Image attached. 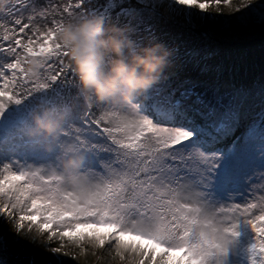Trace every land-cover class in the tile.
Masks as SVG:
<instances>
[{
  "label": "snow or ice",
  "instance_id": "6c2138e0",
  "mask_svg": "<svg viewBox=\"0 0 264 264\" xmlns=\"http://www.w3.org/2000/svg\"><path fill=\"white\" fill-rule=\"evenodd\" d=\"M89 3L0 2V264H76L72 246L119 264H224L241 223L253 233L249 264H264V0ZM113 12L141 40L153 18L182 17L192 28L212 22L227 43L202 31L173 49L175 83L155 86L134 113L84 108L53 29ZM40 54L44 68L30 77L27 61ZM38 105L65 117L57 144L85 153L74 182L59 147L45 151L26 133Z\"/></svg>",
  "mask_w": 264,
  "mask_h": 264
},
{
  "label": "clouds",
  "instance_id": "9594fccd",
  "mask_svg": "<svg viewBox=\"0 0 264 264\" xmlns=\"http://www.w3.org/2000/svg\"><path fill=\"white\" fill-rule=\"evenodd\" d=\"M53 31L56 43L66 54L64 70H71L72 84L84 108L102 106L134 113L137 102L166 79L174 66V50L164 42H145L127 27L98 15L65 17ZM45 63L42 54L32 56L25 70L30 77H38ZM30 120L27 135L37 138L45 151L59 147L60 170L70 183L74 182L86 157L74 143L57 144L65 131L63 113L38 105L31 111Z\"/></svg>",
  "mask_w": 264,
  "mask_h": 264
},
{
  "label": "rangeland",
  "instance_id": "374dc122",
  "mask_svg": "<svg viewBox=\"0 0 264 264\" xmlns=\"http://www.w3.org/2000/svg\"><path fill=\"white\" fill-rule=\"evenodd\" d=\"M222 10L225 13L229 11V9L223 6ZM215 11V7H209L208 9L209 14H214ZM112 18L114 19V22L119 20V17L114 16ZM121 20L128 21V18L122 16ZM148 23L153 26L152 31L146 32L143 30V26H141L140 33L142 34V38H147V41H162L172 49L179 48L180 54H182L189 42L199 36L202 31H208L212 39L217 40L219 43H221V45L227 43L217 36L212 22L200 23L197 20L196 28L185 25L183 23L182 17L169 19L167 22H165L163 18H153L152 20L148 21ZM178 55L179 54H175L174 56V66L172 69H170L167 76L169 79L167 81H162L160 84L175 83V77L172 76V73L177 70L176 66H178L180 63ZM187 74V69L181 72L182 76ZM238 231L240 233L239 236L236 237L230 245H228L227 253L224 257V264H249L247 248L252 241L253 233L251 229L243 223L238 226ZM68 251L70 254H74L76 256V264H119L118 259H112L114 254H109L107 250H95V254H93L94 250L91 247L85 246V251L82 252L79 247L72 246L68 248Z\"/></svg>",
  "mask_w": 264,
  "mask_h": 264
},
{
  "label": "trees",
  "instance_id": "16d2710c",
  "mask_svg": "<svg viewBox=\"0 0 264 264\" xmlns=\"http://www.w3.org/2000/svg\"><path fill=\"white\" fill-rule=\"evenodd\" d=\"M69 2H72L74 3L75 0H34V3H36V5L39 7V8H49L50 10L52 9V6H56V5H59V6H64L66 4H68ZM105 3V0H91V3L88 4V7L91 8L93 6H99V5H102ZM132 3L134 4V0H132ZM52 15H56L55 12L52 13ZM117 17L116 13L113 12L112 16L110 17V20H109V23H114V24H118V25H121L123 26L124 24H126L128 21H122L121 20V17H119V20H117L116 22H114V19L112 17ZM51 18L52 16L50 15L49 16V26L50 25V21H51ZM56 18L57 19H60V17L58 15H56ZM41 27L43 28L44 25H41ZM140 37L142 38V34L140 33ZM143 41H147V38H142Z\"/></svg>",
  "mask_w": 264,
  "mask_h": 264
}]
</instances>
